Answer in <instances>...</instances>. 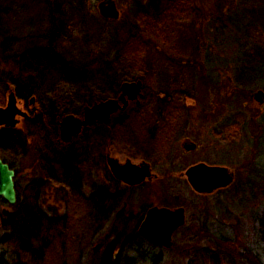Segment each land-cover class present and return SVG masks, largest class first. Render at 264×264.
<instances>
[{
	"label": "rangeland",
	"instance_id": "1",
	"mask_svg": "<svg viewBox=\"0 0 264 264\" xmlns=\"http://www.w3.org/2000/svg\"><path fill=\"white\" fill-rule=\"evenodd\" d=\"M100 1L0 0L5 8L0 11V106L13 90L4 75L33 87L37 94L57 88L54 95L61 97L74 90L76 106L90 95L117 98L124 81L141 79L139 107L131 101L134 105L119 110L107 127L97 130L103 136L98 151L152 164L157 178L128 193L129 212L137 216L151 205H184L186 224L169 248L128 236L134 222L128 216L115 220L122 200L115 208L114 202L101 205L106 213L112 212L111 219L96 224L94 206L38 168L36 150L46 141L30 135L42 125L28 123L27 149H15L16 154L7 157L18 173L28 172L29 180L43 177L47 183L39 205L47 216L63 220L57 228L61 235L42 264H94L95 254L110 243L122 245L125 258L146 256L145 264H153V259L155 264H264V187L248 185L254 167L264 169L258 149L264 101L254 97L258 88L264 90V0H157L158 9L149 0H116L117 19L100 15ZM258 9L263 13L255 18ZM236 16L242 19L234 20ZM60 60L65 70L56 66ZM104 77H111L108 88L100 85ZM26 89L20 88L22 93ZM45 95L39 96L42 103L50 97ZM21 108L33 116L42 110ZM40 116L43 123L42 112ZM19 118V125L27 120ZM184 142L197 147L186 150ZM199 162L227 166L235 182L218 193H197L185 171ZM90 165L86 163L89 170ZM122 189L112 183V191ZM80 190L84 197L89 194ZM14 205L3 203L0 210L15 213ZM110 230L119 236L106 239ZM4 231L0 230V241ZM100 242L102 247L95 251ZM1 254L9 261L30 263L26 254L18 257L13 241L0 242Z\"/></svg>",
	"mask_w": 264,
	"mask_h": 264
},
{
	"label": "trees",
	"instance_id": "2",
	"mask_svg": "<svg viewBox=\"0 0 264 264\" xmlns=\"http://www.w3.org/2000/svg\"><path fill=\"white\" fill-rule=\"evenodd\" d=\"M149 3L154 4V6L152 5L154 9L159 8V1L149 0ZM49 8H52V5H49ZM3 9L5 8L0 7L1 12L3 11ZM55 11H59V7H57ZM262 13L263 11L258 9L254 11L253 14L256 18L258 14L262 15ZM239 14L241 17L245 15L244 12H240ZM241 17L236 16V19L234 20H241ZM1 24L2 13H0V32L3 31V26ZM249 24L252 25L251 27H255L256 23L255 21H251V23ZM4 43L5 41L3 42V44ZM247 55L249 56V54ZM31 58L35 60L34 62H38L40 59L36 55L31 56ZM49 60H51V58ZM63 62L64 61L61 60L58 61L56 66H61L65 70ZM46 64L48 65V63ZM36 67L38 68L39 65H36ZM4 77L6 81H12V83L18 81L17 79L10 78L9 76L4 75ZM0 80H3V77H0ZM113 82L115 81L113 80ZM110 83H112L111 77H104L101 80L100 85L103 88H105V86L108 88L110 86ZM117 86L118 84H115L113 88L116 90ZM18 88L19 87H17V96L25 100L26 102L29 101V99L34 94H36L37 101L43 105V107H40L42 109L40 110V112H42L44 120L43 123L40 122L42 118L39 112L36 119H27L25 120V123L23 125L0 128V153L4 160L10 163L13 168L17 169V166L15 165V163H13V161L9 160L7 154L12 152V155H15V149H19V151L21 152L27 149V144L29 143L30 139L29 134H27L25 130L26 127L29 128L28 123L42 125L40 126L41 129L38 128L40 129L38 133L30 132V135H34L35 138L38 136H42V138H49V140H44L46 142L45 146L42 149H40L39 146L37 147L38 149L36 150V165H38V168L44 173V175L46 174L49 179L62 181V185L69 188L72 192L81 195L82 198H84L87 202L94 206L91 210L92 216L94 217V222L96 224L109 220L112 212L109 211L108 213H106L107 208L101 206L105 201L103 199H101L102 203L100 202V199L94 201V199H92V197L90 198L89 195L84 197L82 190L79 189L88 169L86 167V163L91 156V152H93V148L90 147L91 140L88 139L90 136L86 135L83 138L75 140L68 147H65L62 152L59 150L58 146L55 149L53 148V144L57 145L56 141L53 138L56 139L57 137H59L60 125L58 123V119L60 117L68 113L78 114L81 112L82 106H84L85 104H90L94 99H104L108 96L90 95L87 101L79 103V105L76 106L74 105L75 101L71 97L73 95V92L74 94H76L74 90L67 96L57 97L54 95L56 94L55 92H57V88L49 92H40L38 94L33 87L26 86V93L25 91L24 93H22ZM115 92L116 91L109 93L115 94ZM45 94H50V97H47V103H42L39 96L42 97ZM51 95H53L56 99L52 98ZM258 142L259 157L261 158L264 155V128H262V136L260 138V141ZM59 173H61L62 176H60ZM40 177L41 176H37L36 178L30 180L26 187H24L25 189H23V191L18 187V201L14 205L16 209L15 213L12 212L6 215L3 213V209L0 210V230H6L4 231L3 236H1L2 239L0 242H2L3 244L7 241H13L16 246V251H18L19 254L18 257L26 254L28 256V259L30 260V263H26L21 260H18L16 262L9 261L10 259L4 257V255L1 254L0 264H42L47 256L46 252L49 250L50 246L55 242V240L61 235L60 233H58L57 228L62 225V222L60 223L59 221L63 220H59V217L57 215L54 217L47 216L44 210L41 208V205H39V200L41 198L42 192L41 188L45 182L43 177ZM248 185L252 189L255 186L264 187V169H262L260 166L254 167V172L250 173L249 175ZM119 201L120 197H114V203L112 206L114 208L117 207ZM3 203L7 202L0 196V205ZM262 233L263 234L261 235L263 236L264 232ZM119 247L120 250H118ZM123 248L124 247L122 245L120 246L119 244H107L100 252L95 254L96 256L93 261L94 264H145V259L147 258L146 256L144 257V255H141L140 259H138L136 256L125 258ZM211 258H213L214 261L217 260L214 257ZM153 260V264L157 263V259Z\"/></svg>",
	"mask_w": 264,
	"mask_h": 264
},
{
	"label": "water",
	"instance_id": "3",
	"mask_svg": "<svg viewBox=\"0 0 264 264\" xmlns=\"http://www.w3.org/2000/svg\"><path fill=\"white\" fill-rule=\"evenodd\" d=\"M98 10L101 16L109 19L120 17V10L116 0H101L98 3ZM143 95V81H124L121 84V93L117 98H109L95 102L84 108L83 115L66 114L60 121L61 136L65 141L77 136L83 127H88L97 121H110L112 115L119 110L127 109L130 101L141 102L140 96ZM254 97L259 102L264 101V91L259 89L254 93ZM35 102V97L31 98ZM35 109V108H34ZM37 114L30 116L29 113L19 107V100L14 90H11L5 106H0V128L16 127L20 123L19 117L35 119ZM196 147L195 143L188 144L186 149L191 150ZM108 162L115 177L128 184L141 182L147 177L152 176L150 164H134L131 160L121 163L114 156H108ZM16 171L11 165L4 161L0 155V196L10 204L17 201V190L15 186ZM185 175L193 187L199 193H212L215 190L228 187L235 181L234 172L224 165H210L205 162H199L191 165L185 171ZM122 211V210H121ZM120 211V212H121ZM4 214H10L8 209L3 210ZM118 213V215L120 214ZM185 222V209L178 207L175 209L169 207L154 206L146 215L144 222L140 227V232L151 242L170 247L173 245V235L175 231ZM103 243L95 246V251L102 247Z\"/></svg>",
	"mask_w": 264,
	"mask_h": 264
},
{
	"label": "flooded vegetation",
	"instance_id": "4",
	"mask_svg": "<svg viewBox=\"0 0 264 264\" xmlns=\"http://www.w3.org/2000/svg\"><path fill=\"white\" fill-rule=\"evenodd\" d=\"M17 87H19L18 88L19 90H20L21 87L26 89L25 86L22 84V82L16 81V82H14L12 84V88L16 92V94H17ZM259 89H261V88H258L257 90H259ZM33 96L36 97V94H34ZM95 102H97V99H94L91 102V104H93ZM131 105H134V103L130 104L129 106H131ZM135 105H138V107H139L140 104L136 103ZM19 107H32V108H35V109L38 108L40 110L41 109L40 107H43V105L37 101V98H35V102H32L31 99L28 102H26L24 100V103L19 104ZM84 108L85 107H82V110H81L82 113H80L81 114L80 116L83 115ZM28 112H29L30 116L32 117L33 115L31 113V111H29V109H28ZM31 117H28L26 119H32ZM61 118L62 117H60L58 119V123L59 124H60V121L62 120ZM112 119L113 118H111V120ZM111 120H110V122L97 121L96 123L91 124L88 127H83V130L77 136L72 137V139L69 140V141H65L62 138V136H61V128H60L59 137H57L56 139L53 138L56 141V144H57V145L53 144V148L55 149L58 146L59 150L62 152L65 147H68L75 140L83 138L86 135L90 136L88 139L91 140L90 141V143H91L90 147L93 148V152H91V156H90L88 162H90V164H91L90 165V169L92 171L88 169V172L86 173V176L84 177L83 182L81 183V186H80L79 189H81V188L86 189L85 190V194L87 195V193H89L88 195L90 196V198L92 197V199H94V201L100 199V202H101L102 201L101 199H103L105 201V202H103V205L104 204L105 205H111V203L113 202L114 197L115 198L116 197H120V200H122V206L118 209L117 213L115 214V220L124 221V219H126V217L128 216L127 218H129V221L134 222V227H133L132 234H130L128 236H134V238H141L142 240L147 241V242H149V243H151L153 245H158V246H161V247L169 248V247L161 245V244L150 242V240L140 232V227H141L142 223L144 222V220L146 218L147 211H143L142 213H140L137 216H135L134 213L129 212L130 204H129V201H128L129 200L128 197H129L130 192L132 193V192H134V190L140 189L141 187H143L144 183H146L147 181L151 182V181H153L154 179L157 178V174L153 171L152 164L150 162H147V161L134 162L131 159H127V160H131L132 163H134V164H143V163L147 162V163L150 164V168H151V171H152V176L147 177L146 179L142 180L141 182H138V183H135V184H128V183L124 182L123 180H121V179H119V178L114 176V174H113V172L111 170V167L109 165V162H108V156H109L108 151L105 153V156L102 153L103 151H98L100 149L101 139L103 138V136L101 134H96V132H97V130H100L101 127L102 128L103 127H107V125H109V123H111ZM45 140H49V138H45ZM183 144H184V147L186 149V146L188 144H191V143L184 142ZM196 147H197V145H196ZM196 147L194 149H191V150H195ZM191 150H189V151H191ZM127 160H125V161L124 160H120V162L121 163H125ZM207 164H210V163H207ZM214 165H218V164H214ZM15 171H16L15 186H16V190H17V201H18V187L19 188L20 187H22V188L26 187V185L28 184V182L30 180L28 179V172L18 173V170L16 168H15ZM91 176H92V178H91ZM112 183L121 184L123 186L122 191H120V190L112 191ZM224 189H226V188L217 189V190H215L212 193H199V192H197V193L208 195V194L218 193V192H220V191H222ZM124 192H125V194H124ZM130 196H132V195H130ZM17 201H16V203H17ZM119 203H120V201H119ZM154 206L169 207V208H172V209H175V208H178V207H184V209H185V219H186V211L187 210H186V207L184 205H178L176 207V206H171V205H168V204H162V205L157 204V205L149 206V209L153 208ZM119 212H120V214L118 215ZM110 219L111 218H109V220ZM114 221H113V223H114ZM185 224H186V220H185L184 224L175 231V233L173 235V238L176 235V233H178V231ZM115 229H117V226H116ZM115 234L117 236H119V233L117 234L115 232V230H112L110 233H108L106 235V239H107V237H110L112 239Z\"/></svg>",
	"mask_w": 264,
	"mask_h": 264
}]
</instances>
